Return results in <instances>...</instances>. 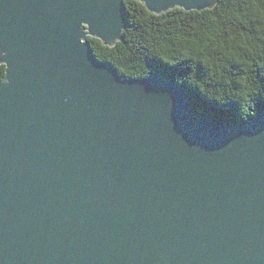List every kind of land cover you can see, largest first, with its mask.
<instances>
[{
	"label": "water",
	"instance_id": "obj_1",
	"mask_svg": "<svg viewBox=\"0 0 264 264\" xmlns=\"http://www.w3.org/2000/svg\"><path fill=\"white\" fill-rule=\"evenodd\" d=\"M125 27L123 0H0V264H264V114L220 126L121 78L86 37Z\"/></svg>",
	"mask_w": 264,
	"mask_h": 264
},
{
	"label": "trees",
	"instance_id": "obj_2",
	"mask_svg": "<svg viewBox=\"0 0 264 264\" xmlns=\"http://www.w3.org/2000/svg\"><path fill=\"white\" fill-rule=\"evenodd\" d=\"M126 27L113 47L89 36L121 78H161L184 89L199 115L246 126L264 114V0H217L211 9L160 15L123 0ZM0 65V83L4 78Z\"/></svg>",
	"mask_w": 264,
	"mask_h": 264
}]
</instances>
